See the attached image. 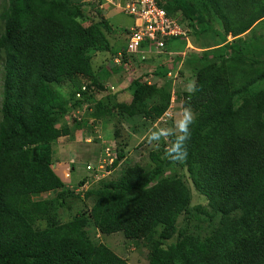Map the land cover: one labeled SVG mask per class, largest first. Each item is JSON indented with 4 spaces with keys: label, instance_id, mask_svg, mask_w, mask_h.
<instances>
[{
    "label": "trees",
    "instance_id": "1",
    "mask_svg": "<svg viewBox=\"0 0 264 264\" xmlns=\"http://www.w3.org/2000/svg\"><path fill=\"white\" fill-rule=\"evenodd\" d=\"M155 1L186 34L166 37L150 56L144 43L139 54L112 46L103 0L93 2L96 18L72 0H5L0 264H129L92 229L143 241L147 264H264V0ZM193 35L201 50L169 53L170 40L185 49ZM154 56L165 57L157 74L147 65ZM180 61L199 89L184 96L195 113L186 162L167 158L169 137L147 169L128 166L84 192L86 176L63 181L53 144L83 130L101 140L103 123H112L115 138L100 146L115 153L111 171L125 158L114 120L159 121L171 105L167 75ZM123 92L127 102L118 101ZM192 190L204 206L191 208ZM73 203L87 208L63 221L60 211Z\"/></svg>",
    "mask_w": 264,
    "mask_h": 264
},
{
    "label": "rangeland",
    "instance_id": "2",
    "mask_svg": "<svg viewBox=\"0 0 264 264\" xmlns=\"http://www.w3.org/2000/svg\"><path fill=\"white\" fill-rule=\"evenodd\" d=\"M76 3H79L84 11L89 14V17H97L95 13L96 10L92 1L87 0H72ZM120 1V0H118ZM5 0H0V10L4 4ZM101 17L104 20H107L109 25L111 26V32L108 33V38L115 49L124 48L126 45V36L127 30L130 26L133 25V20L126 16L125 14L119 12L117 9H113L112 7H104L101 10ZM1 27V26H0ZM261 31V28H256L255 34L258 35ZM194 38L189 37L186 39L185 49L183 48V44L179 39L170 40L168 42L167 47L168 51L172 56L176 54H181L183 52H187L188 49L201 50L199 44L196 43V38L202 40V36H195ZM227 41L231 42L232 37L228 36ZM228 42V43H229ZM187 48V49H186ZM144 49L147 51L150 56L152 55L151 50L152 46L150 43H144ZM149 56V57H150ZM165 57H156L155 56L148 62L147 65L153 69V71L157 74L159 73V69L161 68V63L164 62ZM159 59V60H158ZM158 65V66H156ZM156 67V68H155ZM159 67V68H157ZM163 70V68H161ZM169 69H172L170 66ZM156 70V71H155ZM184 66V63L181 61L176 65V68L172 70L171 74L167 75V78L171 81V101L170 108L168 110V117L160 119L152 124H148L141 119H136L135 121L129 122H120L119 124L114 123V130L118 133L117 141L123 146V153L125 158L120 162V164L116 167L115 171L107 177L116 178L119 174L128 166L131 165H140L144 168L150 167V153L151 152H160L162 149L166 150L169 146V138L162 139L158 143L149 142V136L151 133L158 128H170L173 126V121L179 118V113L185 105V93H190L187 90V85L191 82H194V78L188 72ZM2 75L1 67H0V101H1V87H2ZM119 80V79H118ZM151 83H157L160 87L165 82L164 80H159L157 77L155 81L150 79ZM127 86V85H126ZM185 96V97H184ZM118 101L127 102L129 95L126 92L120 93L117 96ZM64 121L67 119L64 117ZM68 122V121H67ZM137 123V124H136ZM91 137L94 141L92 143L87 144L84 142V138ZM99 137L102 142L106 140H112L114 137L113 133V124L112 123H103V127L99 130ZM115 138V137H114ZM101 140L97 138L96 134H93V131H82L80 134H77L73 137L72 140L67 137H61L58 140V143L53 144V161L55 166V171L58 175H60L63 181L67 182L68 179L65 178V166L68 167L71 164H74V171L71 172L70 182L76 184V181L79 180L81 175L85 174L83 170L85 168V164L87 162H91L95 160L100 155V146ZM60 141V142H59ZM65 146L64 149H59V146ZM70 150L71 152H67ZM63 165V166H60ZM53 166V167H54ZM71 168V166H69ZM168 175V173H167ZM186 175V174H185ZM55 193H45L41 194L37 199H46L47 197L53 196ZM89 205V203L87 202ZM205 205V200L202 197H199L194 190H192V201L191 208H195L196 206ZM87 208V207H86ZM85 206L81 204L73 203L71 209L60 211V215L63 221H66L69 217H74L80 214ZM179 225H184L183 218L179 219ZM189 225V224H187ZM90 237L94 240L101 242L108 247H110L115 254L125 259L129 264H147V250L144 248L143 241H132L124 238L123 233H116L113 235H102L99 234L96 230L90 231Z\"/></svg>",
    "mask_w": 264,
    "mask_h": 264
},
{
    "label": "built area",
    "instance_id": "3",
    "mask_svg": "<svg viewBox=\"0 0 264 264\" xmlns=\"http://www.w3.org/2000/svg\"><path fill=\"white\" fill-rule=\"evenodd\" d=\"M105 1L112 3V0ZM125 12L135 19L128 36V53L139 54L141 45L146 42L151 44L152 54L161 53L164 49L163 39L186 34L178 22L168 17L155 0H132ZM113 156V152L106 148L105 157L99 159L96 165H86V182L77 192L86 191L93 183L108 176L110 171L107 170V165L112 164Z\"/></svg>",
    "mask_w": 264,
    "mask_h": 264
},
{
    "label": "clouds",
    "instance_id": "4",
    "mask_svg": "<svg viewBox=\"0 0 264 264\" xmlns=\"http://www.w3.org/2000/svg\"><path fill=\"white\" fill-rule=\"evenodd\" d=\"M87 1L94 2V0H87ZM131 1L132 0H120V1L112 0V3H110V2H107V1L103 0V3L101 2V8L102 9L104 7H107V6H108V8L112 7L113 9H117L119 12L125 14L126 16H129L133 20V25L130 26L129 29L127 30V32H126L127 33V36H126V48H127V44H128V40H129L128 36H129L130 29H131V27L134 26V23H135V19L133 18V16H131L128 13L125 12V9L128 8V6L131 3ZM152 55H154V54H152ZM81 89H85V88L82 87ZM187 90L190 93H195L196 91H199V89L195 86L194 82H191V83H189L187 85ZM83 91H85V90H83ZM78 96L80 97L79 92H78ZM168 110L164 113V115L160 119H163V118L169 116ZM194 122H195V113L193 112L192 108L191 107H184L181 110V112L179 113V118H177V119H175L173 121V126L170 127V128H158L157 130L153 131L151 133V135L149 136V142L150 143H152V142L158 143L162 139H168L169 137H175L174 140L171 141V144H170V147H169V149H168V151L166 153V156L173 163H184V162H186L187 157H188L187 142L191 138V126L194 124ZM81 132H79L77 134H80ZM95 132H98V131H93V133H95ZM58 140H57L56 143H58ZM92 141L93 140H92L91 137L84 138V142L87 143V144L92 143ZM108 148L113 152V149H112L111 145H109ZM59 149H60V146H59ZM113 154H114V156L112 157L113 158V162H112L111 165H113V163H114V161L116 159L115 153H113ZM103 157H105V150L95 160H93L91 162H87L85 164V167L88 164L96 165L97 164L96 162L99 161V159H101ZM69 166H71V165H69ZM69 166L64 168V170L66 172V174L64 176H65L66 179H68L70 177V171H74V168L73 169H72V167L69 168ZM116 167L112 168V170L110 171V174H112L115 171ZM83 170L85 171V174L81 175V176H86V169L84 168Z\"/></svg>",
    "mask_w": 264,
    "mask_h": 264
},
{
    "label": "crops",
    "instance_id": "5",
    "mask_svg": "<svg viewBox=\"0 0 264 264\" xmlns=\"http://www.w3.org/2000/svg\"><path fill=\"white\" fill-rule=\"evenodd\" d=\"M229 41H227V43H228ZM60 148L61 149H64L65 148V146H60ZM60 166H63V165H60ZM66 167V166H65Z\"/></svg>",
    "mask_w": 264,
    "mask_h": 264
}]
</instances>
